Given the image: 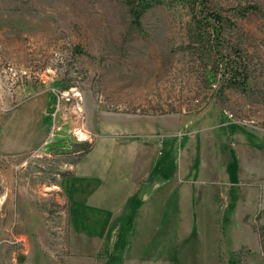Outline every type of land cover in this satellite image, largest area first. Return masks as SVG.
I'll return each instance as SVG.
<instances>
[{
	"label": "rangeland",
	"instance_id": "374dc122",
	"mask_svg": "<svg viewBox=\"0 0 264 264\" xmlns=\"http://www.w3.org/2000/svg\"><path fill=\"white\" fill-rule=\"evenodd\" d=\"M210 2L234 22L222 26L219 40L244 58L243 88L209 70L213 37L211 47H190L189 14L180 4L154 6L137 29L125 0H0V125L29 95L48 96L47 149L0 154V264H98L109 254L125 256L153 233L164 242L159 264H227L232 252L231 264H264L253 228L264 207V21L255 12L231 15L247 3L264 10V0ZM102 114L174 120L182 137L172 149L174 166L182 169L195 148L199 162L216 166L206 173L218 178L215 184L191 203L208 228H183L171 239L164 226L145 232L113 221L97 250L70 248L66 202L44 185L92 142L72 134L81 115L85 126Z\"/></svg>",
	"mask_w": 264,
	"mask_h": 264
},
{
	"label": "crops",
	"instance_id": "0c3cea01",
	"mask_svg": "<svg viewBox=\"0 0 264 264\" xmlns=\"http://www.w3.org/2000/svg\"><path fill=\"white\" fill-rule=\"evenodd\" d=\"M47 103V94L36 93L13 107L0 125V154L31 155L47 149L48 141L43 143V109ZM102 115L85 121L84 127L92 137L90 149L63 162L65 172L54 183L44 185L59 190L66 202L70 248L78 253L97 250L104 245L105 232L113 221L145 232L157 233L164 226L171 239L175 231L183 228L185 233L208 228L203 217L197 222V216L192 215L191 203L192 199L203 198L204 188L211 187L207 185L215 184L218 178L206 173L216 166L207 165L205 160L199 162L196 148L182 169L174 166L172 149L174 142L182 138L174 133V120ZM180 122L176 128L181 126ZM185 146L189 147L184 143ZM206 196L213 197L214 193ZM153 236L154 233L150 239L134 243L125 256L114 259L109 254L98 264H106L107 258L117 260L115 264H159L164 242ZM165 246L168 252L171 245ZM140 247L142 254L137 253Z\"/></svg>",
	"mask_w": 264,
	"mask_h": 264
},
{
	"label": "trees",
	"instance_id": "16d2710c",
	"mask_svg": "<svg viewBox=\"0 0 264 264\" xmlns=\"http://www.w3.org/2000/svg\"><path fill=\"white\" fill-rule=\"evenodd\" d=\"M175 4L183 6L189 14L187 35L190 47L199 50L214 45L212 50L214 51L213 56H215V59L210 60L209 70L218 72L223 76L228 86L245 87L249 78V73L239 48L237 46H230L228 42L223 44V42L219 40V38L225 39L222 26L233 25L234 22L229 16L224 15L218 7L211 4L210 0H125L126 10L131 23L137 29H140L141 18L149 9L157 5L171 7ZM251 12L257 13L264 21V10L255 3H247L239 7H234L231 15L237 18H244ZM210 37L214 39L213 45L209 44L211 43L209 40ZM230 54H232L233 57H230ZM222 56H224V60H222ZM91 145V142L85 144L80 154L87 152ZM71 154L74 153L72 152ZM68 159L74 160L71 157ZM230 205L232 206L231 203ZM254 219L255 224L253 228L257 234L260 252L264 260V207L258 209ZM232 256L233 252L229 254L227 264H231ZM109 263L111 262H108V264Z\"/></svg>",
	"mask_w": 264,
	"mask_h": 264
},
{
	"label": "built area",
	"instance_id": "2783aa9c",
	"mask_svg": "<svg viewBox=\"0 0 264 264\" xmlns=\"http://www.w3.org/2000/svg\"><path fill=\"white\" fill-rule=\"evenodd\" d=\"M80 125L76 126L72 129V134L74 135V137H76L77 140H84L87 139L89 137H91V132L87 129H85L84 125H83V116L81 115L80 117Z\"/></svg>",
	"mask_w": 264,
	"mask_h": 264
}]
</instances>
